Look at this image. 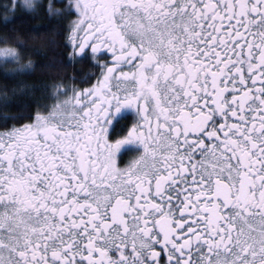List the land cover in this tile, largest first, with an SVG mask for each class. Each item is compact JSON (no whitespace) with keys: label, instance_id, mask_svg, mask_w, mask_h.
Returning <instances> with one entry per match:
<instances>
[{"label":"snow or ice","instance_id":"snow-or-ice-1","mask_svg":"<svg viewBox=\"0 0 264 264\" xmlns=\"http://www.w3.org/2000/svg\"><path fill=\"white\" fill-rule=\"evenodd\" d=\"M73 8L67 62L102 71L0 117L29 118L0 130V264H264V0ZM27 47L0 36L5 78L65 63Z\"/></svg>","mask_w":264,"mask_h":264},{"label":"trees","instance_id":"trees-1","mask_svg":"<svg viewBox=\"0 0 264 264\" xmlns=\"http://www.w3.org/2000/svg\"><path fill=\"white\" fill-rule=\"evenodd\" d=\"M9 2L10 0H0V36L7 34L12 37H24L28 44L24 55L27 60L44 64L46 61H56L60 57L65 63L58 64L55 68H38L36 73L22 79L5 78L3 66H0V117L5 112L16 114L26 111L25 102L31 105V111L34 112L36 104L32 101L35 98L47 96L51 86L59 82L74 80V76L82 75V71L86 69L78 64L67 62L64 35L68 12L65 11L63 0L52 2L39 0L29 10L17 6L14 10L5 12L3 5ZM49 5H51V10ZM57 10L65 11L62 19L57 18ZM6 16L8 17L7 22L5 21ZM34 49H40V51L36 52ZM33 83L39 85L35 90L28 87ZM46 102L48 103L49 99ZM26 118L28 117L23 116L18 121L10 119L7 124L0 123V126L12 125Z\"/></svg>","mask_w":264,"mask_h":264},{"label":"flooded vegetation","instance_id":"flooded-vegetation-1","mask_svg":"<svg viewBox=\"0 0 264 264\" xmlns=\"http://www.w3.org/2000/svg\"><path fill=\"white\" fill-rule=\"evenodd\" d=\"M72 3H73V0H64V5H66L65 9L70 8ZM75 17H76V12H75V10L73 8L70 12H68V15H67V18H66V22H65L66 28H65L64 39H65L66 48H67V51H66L67 60H68L67 54L71 53L73 51L72 46H71V42H70V39H69V35H70V24H71V21L73 19H75ZM88 51H90V49H88ZM97 59L100 60V61H106V60L110 59V56L107 55V54H104L103 50H102V54H100L97 57ZM72 63L73 64H78V65L82 66V68H86V69L84 71H82V73L80 71V73L82 75L78 76L77 79H74V80L71 79L72 81L70 80L68 82H66V81L65 82H59V85L61 86V88L62 89L63 88H67L69 93L71 92V89H72L73 85H75L77 88H82V87L89 86V84H91V83H95V81L100 76L101 71H102L101 66L98 65L96 63V61L94 59H91V58H89L87 60H78L77 59V60H74ZM87 73H92V75L89 76L87 81L82 82L79 79V77H81V76H83V75H85ZM55 85H57V83L54 84L53 86H51V88H49L50 90H49L48 94L49 93H53V94L55 93V87H54ZM60 98L63 99V95H61ZM52 102L53 101L51 99H49L48 104L51 105ZM35 110H36V108H35ZM35 110H34V112H35ZM43 110H46V109H43ZM28 119L29 118H26L24 120H21L18 123L19 124H23V123L27 122ZM13 124H16V123H13ZM12 125L0 126V130H3L6 127H11ZM135 155H136V153H129L127 156H125L124 160L121 162V166H124L126 163H128L133 158V156H135Z\"/></svg>","mask_w":264,"mask_h":264},{"label":"rangeland","instance_id":"rangeland-1","mask_svg":"<svg viewBox=\"0 0 264 264\" xmlns=\"http://www.w3.org/2000/svg\"><path fill=\"white\" fill-rule=\"evenodd\" d=\"M39 0H31L32 5L34 6L35 3H37ZM53 0H49V2H52ZM62 1V0H60ZM64 1V0H63ZM12 2H14L17 6H19L22 9H26L29 10L33 7H29L26 3L25 0H12ZM64 7L66 8V5H64ZM24 61H28L27 58H25L24 56ZM8 67H12L11 65H9ZM3 70V69H2ZM43 110V109H42Z\"/></svg>","mask_w":264,"mask_h":264}]
</instances>
